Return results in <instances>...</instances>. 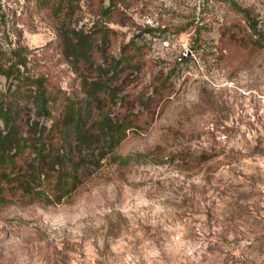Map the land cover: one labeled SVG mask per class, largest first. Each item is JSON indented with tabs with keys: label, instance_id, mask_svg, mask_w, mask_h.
Wrapping results in <instances>:
<instances>
[{
	"label": "rangeland",
	"instance_id": "374dc122",
	"mask_svg": "<svg viewBox=\"0 0 264 264\" xmlns=\"http://www.w3.org/2000/svg\"><path fill=\"white\" fill-rule=\"evenodd\" d=\"M43 6L0 0V65L86 98L96 73L54 51L67 16L99 30L105 71L124 65L110 117L140 124L59 201L0 184V264H264V0ZM18 83L0 75V100ZM22 113L25 132L51 124Z\"/></svg>",
	"mask_w": 264,
	"mask_h": 264
},
{
	"label": "trees",
	"instance_id": "16d2710c",
	"mask_svg": "<svg viewBox=\"0 0 264 264\" xmlns=\"http://www.w3.org/2000/svg\"><path fill=\"white\" fill-rule=\"evenodd\" d=\"M36 2L54 9L75 7L79 0ZM66 17L60 26L59 45L54 51H58L61 62L71 64L76 74L84 70L95 72L97 80L91 93L86 92L87 97L77 102L62 92L48 75H24L20 67L25 64L21 61L0 65V75L16 78L20 87L27 85L29 91L26 95L27 92L17 90L11 96L13 104L0 100L3 125L0 129V184L7 197L20 193L30 194L42 202H48L49 196L61 200L73 191L83 176L99 166L107 152L119 146L127 130L140 124H137L138 114L110 117V110H106L108 101L120 92L112 81L124 65L114 61L113 69L105 71L98 51L102 39L99 30L93 34L73 30L66 25ZM120 74L118 79L122 78ZM105 76L108 77L102 80ZM50 82L52 87H49ZM25 108L33 110L39 118L50 119L49 127L43 126L39 131L30 127V131L25 132L21 123Z\"/></svg>",
	"mask_w": 264,
	"mask_h": 264
}]
</instances>
